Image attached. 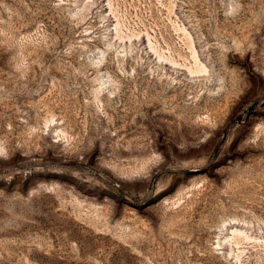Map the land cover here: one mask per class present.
I'll list each match as a JSON object with an SVG mask.
<instances>
[{"label":"rangeland","instance_id":"374dc122","mask_svg":"<svg viewBox=\"0 0 264 264\" xmlns=\"http://www.w3.org/2000/svg\"><path fill=\"white\" fill-rule=\"evenodd\" d=\"M0 264H264V0H0Z\"/></svg>","mask_w":264,"mask_h":264},{"label":"bare ground","instance_id":"6f19581e","mask_svg":"<svg viewBox=\"0 0 264 264\" xmlns=\"http://www.w3.org/2000/svg\"><path fill=\"white\" fill-rule=\"evenodd\" d=\"M234 233H235V235L237 234L238 236H239V235H242V232H240V231H238V230H235ZM245 237H246V236H245ZM239 257H240V256H239ZM239 257H238V258H239Z\"/></svg>","mask_w":264,"mask_h":264}]
</instances>
